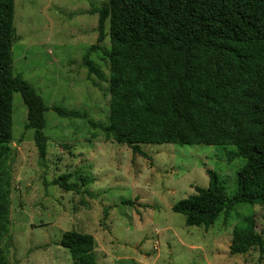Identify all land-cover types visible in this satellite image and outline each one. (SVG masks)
<instances>
[{
    "label": "rangeland",
    "instance_id": "obj_1",
    "mask_svg": "<svg viewBox=\"0 0 264 264\" xmlns=\"http://www.w3.org/2000/svg\"><path fill=\"white\" fill-rule=\"evenodd\" d=\"M107 0H14L12 70L48 108L85 113L105 124L109 115L106 39L89 60L102 81L82 65L97 44L92 6ZM12 140L0 147V264H73L59 245L63 234L90 235L96 264H264V253L231 256L232 232L253 218L264 239V202L236 207L213 226L188 227L172 211L209 185L207 172L236 193L245 161L230 147L151 145L135 156L107 141L85 120L44 115L47 155L41 165L27 109L13 95ZM72 175L82 195L63 192L53 181ZM130 202L131 205L125 203Z\"/></svg>",
    "mask_w": 264,
    "mask_h": 264
},
{
    "label": "trees",
    "instance_id": "obj_2",
    "mask_svg": "<svg viewBox=\"0 0 264 264\" xmlns=\"http://www.w3.org/2000/svg\"><path fill=\"white\" fill-rule=\"evenodd\" d=\"M97 44L82 58L89 76L102 75L89 57L107 39L109 115L105 124L85 113L48 108L12 70L14 0H0V147L12 140L13 95L27 109L25 131L41 165L47 155L44 115L85 120L107 141L146 157L151 145L230 147L245 161L236 175V193L207 172L206 189L172 207L188 227L214 225L236 207L264 202V0H107L92 6ZM72 175L53 181L63 192L82 195ZM131 205L130 202L125 203ZM59 245L73 264H96L92 236L63 234ZM264 253L263 235L253 218L232 232L229 253Z\"/></svg>",
    "mask_w": 264,
    "mask_h": 264
}]
</instances>
